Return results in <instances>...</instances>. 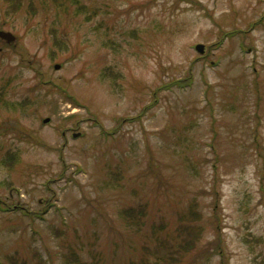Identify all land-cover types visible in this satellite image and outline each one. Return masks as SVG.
<instances>
[{
  "label": "rangeland",
  "instance_id": "rangeland-1",
  "mask_svg": "<svg viewBox=\"0 0 264 264\" xmlns=\"http://www.w3.org/2000/svg\"><path fill=\"white\" fill-rule=\"evenodd\" d=\"M0 30V264H264V0H0Z\"/></svg>",
  "mask_w": 264,
  "mask_h": 264
},
{
  "label": "water",
  "instance_id": "water-1",
  "mask_svg": "<svg viewBox=\"0 0 264 264\" xmlns=\"http://www.w3.org/2000/svg\"><path fill=\"white\" fill-rule=\"evenodd\" d=\"M0 37L5 39L7 42H12L16 39V36L11 31H6V30H0ZM197 49L203 51V45L198 44ZM56 67L59 68L60 65L57 64ZM48 120L49 118H46L44 122H47Z\"/></svg>",
  "mask_w": 264,
  "mask_h": 264
},
{
  "label": "trees",
  "instance_id": "trees-1",
  "mask_svg": "<svg viewBox=\"0 0 264 264\" xmlns=\"http://www.w3.org/2000/svg\"><path fill=\"white\" fill-rule=\"evenodd\" d=\"M174 83H182V84H184V85H190V84L192 83V80H191V79H188L187 81H184V82H178V81H175V82H173L172 84H174Z\"/></svg>",
  "mask_w": 264,
  "mask_h": 264
}]
</instances>
